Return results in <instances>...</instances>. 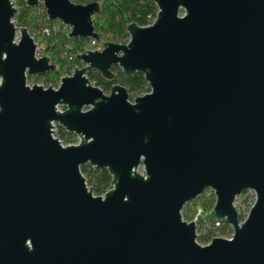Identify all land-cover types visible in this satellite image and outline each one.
<instances>
[{
  "label": "water",
  "instance_id": "obj_1",
  "mask_svg": "<svg viewBox=\"0 0 264 264\" xmlns=\"http://www.w3.org/2000/svg\"><path fill=\"white\" fill-rule=\"evenodd\" d=\"M148 1L151 24L77 54L53 89L26 85L55 65L0 0V264H264V0ZM24 2L69 38L98 41L96 2ZM114 66L148 92L129 101L85 77L111 80ZM51 123L77 144L61 147ZM83 165L110 177L102 196ZM205 191L208 217L231 234L200 246L180 213ZM244 192L254 199L239 221Z\"/></svg>",
  "mask_w": 264,
  "mask_h": 264
},
{
  "label": "trees",
  "instance_id": "obj_2",
  "mask_svg": "<svg viewBox=\"0 0 264 264\" xmlns=\"http://www.w3.org/2000/svg\"><path fill=\"white\" fill-rule=\"evenodd\" d=\"M16 8V13L13 16V24L16 27L25 28L28 35L31 37L34 32L41 35V41L44 45L43 52L47 55L50 62L57 67V70L52 73L43 74V84L45 86L54 85L61 76V71L69 74L70 71L80 66V63L75 59L76 53L86 47L89 40L78 38H69L66 32H50L47 36L43 35L41 30L44 27H52L55 21H49L44 13H37L35 7L29 8L25 5L24 0H10ZM74 4L84 5L90 2L98 4V11L91 18V23L94 32L98 36V45L106 42L117 44H125L128 40L125 32L126 25L132 23L139 27H145L151 24L156 14L155 6L148 0H69ZM33 38V37H32ZM104 42V43H102ZM68 57H71L69 60ZM114 74L111 80L102 79L96 72L87 71L85 77L88 82H91L102 93H108L109 88L118 84L125 88L128 100L131 101L134 97L141 96L148 92V88L139 73L132 76H124L120 73L117 67L111 68ZM58 138H64L67 143L74 139V136L62 131L57 127ZM80 174L85 178V184L90 189L93 196H100L109 189L110 177L105 170H94L88 165H83L79 168ZM245 193V192H244ZM214 199L210 196L202 203L201 211L204 212V220L208 221V213L212 208ZM187 205L181 212V218L184 221L192 219L190 208ZM189 206V205H188ZM228 238L231 234L229 227L222 221L220 226L211 230L208 229L205 236L199 237L198 241L204 243L208 238L214 235Z\"/></svg>",
  "mask_w": 264,
  "mask_h": 264
},
{
  "label": "rangeland",
  "instance_id": "obj_3",
  "mask_svg": "<svg viewBox=\"0 0 264 264\" xmlns=\"http://www.w3.org/2000/svg\"><path fill=\"white\" fill-rule=\"evenodd\" d=\"M35 9H36V11H37V13H41V11L43 12V9H42V7H41V5H40V3H38V5L35 7ZM44 13V12H43ZM92 18V17H91ZM52 27H53V33H55V32H60V33H63V32H65L66 30H64L63 29V27H62V25L59 23V22H57V21H55V23L52 25ZM68 30H69V28H68ZM28 33V32H27ZM33 37V38H32ZM31 38H32V40H33V43L36 45V47H37V50H36V53L39 55L37 58H39V57H43V56H46V57H48L47 55H44V52H43V48H44V45H43V43H42V41H41V35H40V33H38V32H34L33 34H32V36H31ZM102 43H104V42H102ZM81 66V65H80ZM79 66V67H80ZM76 68H78V67H76ZM75 69V68H74ZM74 69H72L71 71H70V73L69 74H65V73H63L62 71H61V76L59 77V78H61V77H63V76H68V75H71V73H72V71L74 70ZM57 70V67L55 66V71ZM52 73V72H51ZM43 79H44V77H42V75H40V76H34V77H31V76H29V77H26V85L27 86H31L32 84H36V85H39V86H41L42 88H47V87H50V88H53V89H55L56 87H57V85H58V81L56 82V86H54V85H48V86H45L44 84H43ZM59 80V79H58ZM33 82V83H32ZM89 84L90 85H92V86H94L91 82H89ZM106 94H108V93H106ZM132 100V99H131ZM63 131V130H62ZM56 135L57 136H59V134L57 133V131H56ZM60 138V137H59ZM61 140H62V142L63 143H65L64 142V138H60ZM78 142V139L76 138V137H74V139L73 140H71V141H69V142H67V143H65V144H68V143H77ZM138 173H140V174H142V170H141V168H139L138 170ZM83 178H84V176H82ZM84 182H85V178H84ZM210 196H213L212 195V192L211 191H205L204 193H202L200 196H198L194 201H192V202H190V203H188V205H187V208L189 207L190 208V214H191V217H192V219L190 220L191 222H193V220L195 219V217H196V219H195V223H193L194 225H196V226H201V227H205L206 228V223H205V220H204V218H203V216L205 215L204 214V212H202V213H200L199 214V216L197 217L196 216V210L200 207H202V203L204 202V201H206ZM252 197H251V195L249 194V193H247V192H245V193H242L240 196H238L237 198H236V200H235V203H234V208H235V211H236V214H237V216H238V219H239V221H241L245 216H246V214H247V212H248V210H249V208H250V206H251V204H252ZM185 207V206H184ZM183 207V208H184ZM183 208H182V210H181V212L183 211ZM186 208V207H185ZM181 214V213H180ZM219 238H224V239H226V237H223V236H219Z\"/></svg>",
  "mask_w": 264,
  "mask_h": 264
},
{
  "label": "built area",
  "instance_id": "obj_4",
  "mask_svg": "<svg viewBox=\"0 0 264 264\" xmlns=\"http://www.w3.org/2000/svg\"><path fill=\"white\" fill-rule=\"evenodd\" d=\"M62 27H63L64 30H66L65 31L66 33L69 32L68 28H66L63 25H62ZM53 30H54L53 27H50V28L49 27H44V28H42L41 32H42L43 35L47 36L50 32H53ZM100 49H101V45H98L95 40L89 39L88 45L86 47L82 48L81 51L77 52L76 55L84 52L85 50L92 51V50H100ZM36 50H37V47L35 45V54H34V56L37 58L39 55L36 53ZM68 59L70 60L71 57H68ZM57 110L60 111L61 109H57ZM51 127H52L50 129L51 130V136H52V138H55L58 141V143H59V145L61 147L68 146V145H76L77 144V143H68V144L63 143L62 140L60 138H58V136L56 135V131H57V127L58 126L55 123H51ZM247 193H249L251 195L252 201H253L254 196H253L252 192H247ZM100 196H102V195H100ZM235 200H236V198H235ZM235 200L233 202V206H234ZM200 213H202V211H201V208L199 207L196 210V216L198 217ZM195 219H196V217H195ZM195 219L193 220V223H195ZM207 220L208 221H205L206 228L205 227H201V226L198 227V226L195 225V242L198 245H200V246H205V245H207L209 243L210 239L215 238V237H219L217 235V233L214 231L215 232L214 235L210 236L206 242L200 243L198 241L199 237H202V236L206 235V232H208V229H211L213 231V230L217 229L220 226V223L222 222V221H219V220L210 219L209 217H208ZM228 238H226V239H228Z\"/></svg>",
  "mask_w": 264,
  "mask_h": 264
}]
</instances>
